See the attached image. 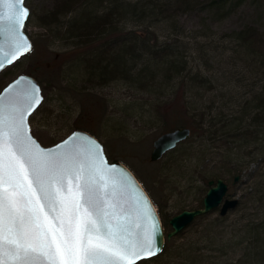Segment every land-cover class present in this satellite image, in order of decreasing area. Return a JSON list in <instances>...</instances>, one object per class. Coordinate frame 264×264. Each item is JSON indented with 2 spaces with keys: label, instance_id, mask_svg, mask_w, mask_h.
<instances>
[{
  "label": "rangeland",
  "instance_id": "rangeland-1",
  "mask_svg": "<svg viewBox=\"0 0 264 264\" xmlns=\"http://www.w3.org/2000/svg\"><path fill=\"white\" fill-rule=\"evenodd\" d=\"M195 1L202 5L199 8L192 10L185 8L178 12L169 24L160 21L148 28L147 23L135 25L129 20L124 25L120 23L118 28L121 31L118 34L122 35L130 30L144 37L150 35L158 37L159 41L174 43L175 51L187 59L189 66H193L194 69H203L207 74V76L204 75L208 78V82L203 84L200 81V88L197 89L204 92L205 99L211 96L215 99L218 85L225 80L224 77L232 71L242 69L241 64L235 63L234 57H231V53L239 48L235 39L238 32L241 29L254 27L259 33L264 34V0ZM48 3L49 0L26 1V5L34 10V17L36 13L45 9ZM25 29L29 36L41 40L35 44L34 53L26 54L0 71V90L20 73L30 74L29 71L33 70L42 79L43 98L28 118L30 133L36 140L42 146H50L64 138L74 123L81 119L86 127L83 130L93 134L102 143L107 158L110 161H121L138 178L158 209L165 231H169L170 225L168 223V227L166 223L172 216L183 209L198 207L199 200L203 198L208 188L201 178L205 173L227 167L221 163V149L216 148L217 143L212 144L210 140H205L204 143L201 141L203 147L200 148L197 141L192 152L196 150L198 153L186 163L184 162L182 167L181 159H179L184 155L182 152L174 157L166 154L157 160H151L153 140L163 130L159 122L153 121L156 116H154V111L156 113L159 110L167 111L164 107L161 108L162 105L169 104V102L162 103L164 96L135 93L133 87L125 80L106 81L101 85H94L93 80L88 82L89 80L82 76L73 79L67 74L63 78L61 65L65 66L64 60H67V63L72 61L70 53L65 54V49L70 46L68 41L53 38L51 30L33 23L27 24ZM56 54H58L57 57ZM53 57H56L57 66L46 67V61ZM242 70L243 73L238 78L247 79L252 84L257 82L258 77L248 75L246 68ZM182 81L175 82L174 92L171 93L173 97L170 100L171 107H176V101L179 103V98L182 99L184 96L189 98L190 89L196 90V87H187V84L185 85ZM193 85L195 86L196 82ZM134 100L135 102L141 100V103L154 102V104L157 101L160 104H155L152 111L148 113L151 117L146 120V117L140 118L136 115L133 107L138 104L135 103L132 106ZM225 109L228 112L231 105L225 106L223 110ZM176 118L177 120L186 119L181 114L167 117L165 121L167 127H173ZM204 136L206 135L199 136V139L203 140ZM258 147H261V143L257 141L255 144H249L245 151L254 152ZM254 156L256 157L257 154L253 153V160L247 165L238 163L236 181L233 182L226 174L223 177L229 185L228 192L238 198L239 205L230 210L227 218L221 223H216L214 220L218 214V209H215L207 213L205 217L198 219L181 235L178 233L166 238V240L173 237L175 239L168 252L174 255L177 245L185 241H190L189 243L197 241L198 247H204V241L199 243L198 236L206 225L209 227L214 225L213 229L211 228L213 231L223 236L225 240L232 239L230 242H234L240 239L246 217L254 220L264 219V199L259 200L258 197L259 193L264 194V182L262 181L264 180V156L256 158ZM248 158L246 157V160ZM254 173L255 175L252 176ZM251 189L259 190V193L248 197V191ZM234 233L235 236L232 235ZM208 254L210 264L220 256L214 250L209 251ZM153 260H148L146 264L153 263Z\"/></svg>",
  "mask_w": 264,
  "mask_h": 264
},
{
  "label": "trees",
  "instance_id": "trees-1",
  "mask_svg": "<svg viewBox=\"0 0 264 264\" xmlns=\"http://www.w3.org/2000/svg\"><path fill=\"white\" fill-rule=\"evenodd\" d=\"M26 1L28 0H25V3ZM201 5L195 0H49L46 8L36 13L35 17L34 10L28 6L30 13L25 25L33 23L47 28L52 31L53 38L68 41L70 46L65 49V54L69 52L72 61L67 63V60L63 59L65 66L62 64L60 68L63 78L67 74L73 79L82 76L88 79V82L93 80L94 85H101L106 81L125 80L133 87L135 93L164 96L162 103L169 102V104L162 105L161 108L164 107L167 111L159 110L158 113L154 111L156 116L153 120L160 123L163 129L160 133L174 127L190 128L189 137L164 155L174 157L182 152L183 157H179L182 167L184 162L198 153L196 150L192 152L197 141L200 148L203 147V141L210 140L212 144L217 143L216 148L221 149V163L227 167L205 173L201 179L208 186L209 180L224 179L225 174L234 181L239 169L238 163L247 165L253 160V153L260 157L264 156V77L262 76L264 75V34L259 33L254 27L241 29L235 36L239 48L231 53L235 63L241 64L242 69L248 70V75L258 77L257 82L252 84L247 79L238 78L243 73L242 69H237L239 72L232 71L224 77V83H219L218 93L215 94L216 100L212 96L205 99L204 92L197 89L200 88V81L203 84L208 82L207 74L203 69L189 66L187 59L175 51L174 43L159 41L158 37L150 35L144 37L130 30L121 33L122 35L118 34L121 31L118 28L120 23L124 25L131 20L135 25L147 23L148 28L160 21L169 24L178 12L185 8L186 10L199 8ZM30 38L32 49L29 54L35 52V44L41 40L37 37L30 36ZM56 57L48 59L45 66L56 67ZM29 73L37 79L42 89V79L33 70ZM178 80H183L187 87H196V90L188 88L191 94L189 98L186 96L179 98L176 107H171L170 100L173 98L171 93L174 92L173 88ZM135 101L132 106L135 103L138 105H135L133 110L140 118L146 117V120L151 117L148 113L155 104H160L157 101L155 104ZM227 105H231L228 112L227 109L223 110ZM178 114L184 115L186 119L177 120V116L173 127H167L166 118ZM77 128L86 129L81 119L74 123L69 132ZM203 134L206 136L200 140L199 136ZM257 141L261 143V147L254 152L245 151L249 144H255ZM246 157L249 158L246 160ZM254 175L255 173L252 176ZM257 192L259 193V190H249L248 197ZM258 197L259 200L264 199L263 192L259 193ZM201 205L202 197L198 207ZM206 215L198 216L185 229H189L198 219ZM227 215L228 213L221 216L218 213L214 220L216 223H221ZM244 220L239 240L234 242H230L232 239L225 240L223 236L212 230L214 225H210L211 227L206 225L198 236L199 243L204 241V247H198L197 241L192 240L191 243L185 241L177 245V250L172 255L168 249L175 240L173 237L165 241L162 251L156 257L142 259L135 264H146L150 259H154L151 264H210L208 252L211 250L220 255L218 259L211 261V264H264V219L254 220L246 217ZM166 224L169 227L168 222Z\"/></svg>",
  "mask_w": 264,
  "mask_h": 264
},
{
  "label": "snow or ice",
  "instance_id": "snow-or-ice-1",
  "mask_svg": "<svg viewBox=\"0 0 264 264\" xmlns=\"http://www.w3.org/2000/svg\"><path fill=\"white\" fill-rule=\"evenodd\" d=\"M28 14L22 0H0V36L12 60L31 48L22 31ZM23 79L0 93V264H132L159 251L151 205L121 203L98 141L87 138V153L67 147L75 133L56 152L37 143L26 116L39 87L29 82L7 95Z\"/></svg>",
  "mask_w": 264,
  "mask_h": 264
},
{
  "label": "water",
  "instance_id": "water-1",
  "mask_svg": "<svg viewBox=\"0 0 264 264\" xmlns=\"http://www.w3.org/2000/svg\"><path fill=\"white\" fill-rule=\"evenodd\" d=\"M22 3L25 7L29 9V7L24 3V0H22ZM27 18L24 21L22 31L27 36L28 41L31 44V48L28 51L23 52L15 60H12L11 56L8 54L9 49L6 43V38L3 36H0V41H5V47L3 51L0 52V60H4L5 57L7 58L4 62V67L0 68V71L4 69L6 66L14 63L16 60H18L22 56L26 55L32 49V40L25 30V23L27 21ZM19 77H23L24 79L19 84L13 85V89L7 95H15L17 93L22 92L26 88H29L30 87L29 82H33L39 87V93H38V96L40 97L39 103H37L36 106L33 108V110L30 113H28L26 116V122H27V125L29 126L28 117L38 107V105L40 104L43 98L41 87L37 79L30 74L20 73L17 76H15L13 79H11L8 83H6V85H4L2 89L0 90V93H4V90L10 84H13V82L16 81ZM74 133L76 135L67 147L72 148L73 150L81 152V153H87L90 148V144L87 138L91 137L93 140L98 141L99 144L102 146L101 155L104 157L105 167L110 168V172H111L110 178L115 179L117 181V187H118L119 194L121 197V203L128 210H133L137 206H139V204L142 203L146 198L147 202L151 205V211L155 214V218L159 222L160 232L157 234V245H158L159 251L149 256H140L139 258L134 259L132 261V264H135L136 262L142 259H148L150 257L156 256L157 254H159L164 247L166 238H170L174 235H177L187 225H189L196 217L202 214H206L218 207H219V210H218L219 214L222 216V215H225L229 210L235 208L238 204V198L233 197V196L229 197L228 185L223 179L221 178H218L216 180L211 179L208 181V189L206 190V193L204 197L202 198V205L194 209H183L179 213L172 216L168 221L171 227V230L165 233L163 224L159 217L158 212L155 210V207L148 193L145 191L142 185H140L136 176L121 161H118V160L109 161L104 153L102 143L93 134L83 129H74L69 134H67L64 138H62L61 140L57 141L56 143L50 146H42L36 140V138L32 134L31 135L34 137V139L37 141V143L42 148L50 149L52 152H56L57 149L55 146L61 145L62 141L68 140V138L72 137ZM189 135H190V129L188 127H176L171 130L162 132L153 140V143H152L153 147L150 152V159L151 160L159 159L160 157H162V155L165 152L173 149L179 142L187 139ZM60 150L61 151L64 150L63 145L61 146ZM128 176L131 177V180L127 179ZM237 178L238 176H235L234 180H237ZM133 181H134V184H133Z\"/></svg>",
  "mask_w": 264,
  "mask_h": 264
}]
</instances>
